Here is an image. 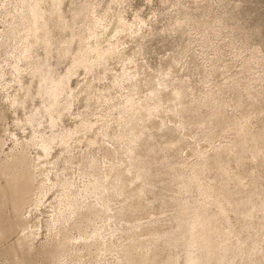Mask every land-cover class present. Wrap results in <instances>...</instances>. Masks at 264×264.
Returning <instances> with one entry per match:
<instances>
[{
	"label": "rangeland",
	"instance_id": "rangeland-1",
	"mask_svg": "<svg viewBox=\"0 0 264 264\" xmlns=\"http://www.w3.org/2000/svg\"><path fill=\"white\" fill-rule=\"evenodd\" d=\"M23 3L0 0V167L20 151L16 139L49 138L51 129L42 123L48 119L45 96L37 92L39 74H33L34 65L47 61V75L58 78L72 67L85 42L99 47L117 43L111 34L116 14L124 19L126 31L118 50L105 55L109 57L105 75V63L97 60L91 70L76 67L65 85L67 96L56 110L63 112L56 130L76 127L70 151L56 140L47 160L40 159L38 168L33 167L35 194L44 190L40 184L47 174L53 183L60 179L55 175L59 173L71 178L73 185L64 189L56 184L38 207L33 195L23 213L11 205L19 194L9 188L5 194L0 186V226L4 225L0 264H57L59 259L60 264H73V255L59 248L60 237L55 236L62 220L59 211L73 197L78 209L68 226L70 234L91 231V219L103 217L109 223L95 240L75 242L73 247L79 245L84 255L79 264H99L93 257L104 240L125 242L123 251L140 261L141 249L127 236L148 225L165 235L153 237L158 245L148 248L144 264H162L171 252L169 240L185 255L189 221L200 213L213 215L208 228L214 231V257L227 249L223 264H264V0H62L59 11L46 0L50 28L39 31L40 40L30 38L29 55L23 49L30 13L21 9ZM97 19L111 22L110 27L98 28ZM136 23L140 31L129 30ZM88 27L97 28L98 36H89ZM73 35L77 37L70 42ZM67 47L70 53L64 52ZM124 65L130 67L129 74H124ZM135 69L141 74L132 75ZM135 84L143 99L134 102L129 97L124 105L114 106L129 89H136ZM157 86L162 97L152 100L148 90ZM66 102L68 110L63 109ZM141 105L144 115L130 117ZM123 115H127L124 123ZM148 115L149 126L144 128L140 124L147 123ZM84 122L91 128L80 127ZM90 137L99 142H89ZM33 144L25 148L30 160L40 150ZM118 144L122 155L113 150ZM101 154L107 158L104 161L116 163L127 158L129 168L126 162L119 168L123 177L130 178L123 183L125 193L120 194L115 170L105 173L102 170L110 166L86 160ZM55 160L57 166L52 164ZM82 165L87 174L79 171ZM10 170L15 172L11 166ZM0 185L6 186L1 173ZM138 187L147 195L138 196ZM26 188L33 189L23 183L21 189ZM106 204L111 205L108 211ZM124 204L125 210H120ZM138 204L140 209L145 205L143 211L128 209ZM16 214L37 228L31 250L26 249L29 238L24 248L18 244L24 234L15 233L11 218ZM144 214L146 219L141 220ZM108 259L117 264L115 256ZM180 264H186L185 259Z\"/></svg>",
	"mask_w": 264,
	"mask_h": 264
},
{
	"label": "bare ground",
	"instance_id": "bare-ground-1",
	"mask_svg": "<svg viewBox=\"0 0 264 264\" xmlns=\"http://www.w3.org/2000/svg\"><path fill=\"white\" fill-rule=\"evenodd\" d=\"M23 1H24V3L21 5V9L22 10L24 9L25 11H28L30 13V20H29V24L27 26V35H25L26 47L23 49V52L29 55V50L32 47L31 43H30L31 42L30 38L34 37L35 39L40 40L39 31H43L45 33L50 28L49 23H48V19H47V13L49 10L45 7L46 6L45 5L46 0H28V1L23 0ZM52 1L54 4L53 3H51V4H53L54 10L59 11L62 0H52ZM26 4H27V6H25ZM51 10H52V8H51ZM116 19H117V21L115 22V25L111 27V34H112V37L116 38L117 43L108 41V44L105 47L104 46L99 47L100 45L98 46L96 43L93 44V43H90L88 41L85 42L86 44H84L85 40L82 38H78V41L80 43L82 42V44H84L85 46H83V48H81V47L79 48V52L77 54H75V56H74V62H73L72 67L68 68L67 72L62 74V76L55 78V76L52 77L50 75H47V74H49V70L47 67V65H49V63L47 61L46 62L48 64L44 61H42V62L38 61V63L35 62L36 63L35 65L33 64L34 65L33 74L34 73L39 74V76L37 75V77H36V78L39 77L38 78L39 80L37 79L38 82L36 83L37 88H38L37 92L40 93L41 95L45 96V110L47 111V114H48V119H46L42 123H46L47 124L46 128L51 129V132H50L49 138L46 140L45 139L43 140L42 135L33 136L29 140L25 139V140H22L21 142H19V139H16L15 143L19 144L20 151H18L16 153L13 152L11 154L10 160L7 161V164L5 166L0 167V171H1L0 173L2 174V176L4 177L5 182H6V186L0 185L3 192L5 194L8 193L7 188H9L11 191L13 190V192L19 194V197L12 199L11 205H12L13 209H17V210L22 212V210L26 207V205L31 202L33 197H34V199L32 200V202H34L33 203L34 207L35 206L38 207L41 205V203L45 199L47 193L56 184L61 185L64 189L65 188L69 189L73 185V183H72L73 181L71 180V178H70V180L63 178L59 173H55V175H56V177L60 178L61 180L59 179L56 181V183H53L51 181L50 175L47 174L46 178H44L45 180L43 179L42 180L43 182L40 184L43 186L44 190L39 191V192L37 191L38 193L36 192L37 194H35L34 191L38 189V186L34 185V181L36 180L35 175H37V173H36V171H34L33 167L38 168L39 160L40 159H46L50 156L51 151H52L53 146H54L53 142L56 140L64 142L65 149L67 151H70L69 147H71V145L69 143V139L71 140V138L74 136V134L77 133L76 127L74 129H71V128L67 129V131L61 130L62 132L58 133L56 128L60 126V122L62 120L63 112L62 111L57 112L56 111L57 107L60 106V103H62L63 100L65 99V97L67 96V93H65V85H66L67 81L69 80L70 75L74 74L73 72H75L74 70L76 67L82 65L84 68L91 70L93 68L92 63L96 62L98 60L100 65L103 62L105 63V65H104L105 67H103L102 74L103 75L106 74V71L108 70V67L106 65H107L109 57L107 58L105 55H107V54L112 55L113 53H115L118 50L119 45L123 39L122 35L126 31L125 30L126 24L123 21L124 19L122 17H120L119 14L118 15L116 14ZM98 21L100 22V23L97 22V24L99 23L98 25H100V26H98V28L104 27L106 29V28H109L111 25L110 24L111 22L104 23V21H103V23H102V19H100ZM88 28H89V32H90L89 36H91V35L98 36L97 32L99 30L97 28H95V29H93L92 27H88ZM128 28H130V27H128ZM133 28H135V30L137 32L140 31V28L137 25V23L134 25L132 24V26L129 30H131ZM77 35H73L71 37L70 42H72L77 37ZM41 40L46 42V44H48V43L51 44V42H50L51 40H49L48 37L45 38L44 36H42ZM35 43H37V42H35ZM31 50H32V48H31ZM64 52L70 53L71 50L69 47H67L66 51H64ZM90 54H94V55L89 57ZM124 68H125L124 74H129L128 69L130 67L124 65L123 69ZM133 73L134 74H132V75H134V76L136 74H138V75L141 74L139 69H135ZM135 86H136L135 90L130 91L131 89H129L128 92L123 96V100L122 101L119 100L117 103H113V105L114 106H116L117 104L124 105L125 100H126V102H128V100L130 101L129 97H131L134 100V102L136 101V98H137V101L142 100L144 97L143 91L136 84H135ZM148 91H149L148 97L151 98L152 100L162 97V88L160 86L154 87L152 90H148ZM154 91H156V93H154ZM105 97H106V94H104V98ZM47 98H49L50 100H48ZM100 98L101 97L98 96V99H100ZM10 100H11V98H10ZM14 102H15V100L10 101L11 104H13ZM68 108H69V104H67V102H66L64 104L63 109L68 110ZM156 108H157V105L154 106V110ZM131 112H132V114L129 115L130 117H140V116L144 115L142 105L136 107ZM149 115H150V111H149ZM149 115H148L147 123L145 125L140 124V126H144V128L149 126V121H150ZM119 116H121V113H119ZM126 116L127 115H123L121 118V120H123V123H124V120L126 119ZM31 119H32V116L28 117L27 121H31ZM88 125H91V123L90 122L89 123L84 122L82 124V126H80V127H83L84 129L91 128ZM139 132H140V130L138 131V133ZM101 134L103 135V137L108 136L107 131H101ZM121 137H123V136L121 135ZM115 138L117 140L119 138V136L115 135ZM86 139L93 144H96L99 142V139L96 137L95 138L90 137V138H86ZM135 139H137V135H136ZM134 140L131 141L130 143H132V142L135 143L136 140L135 141ZM30 142L36 143L33 145L40 147V150L37 151V157L32 159V160L29 159L28 154L25 152V148ZM134 143H132L130 145L132 146ZM0 144H3V141L1 139H0ZM129 146H128L127 150L131 149V147L129 148ZM132 149H131V151H132ZM113 150L117 151V152L119 151V153L121 155L124 152L123 149L121 148L120 144H118L117 147H113ZM88 159L92 160L90 163L99 162L101 164H107L108 166H110L108 169L102 170L105 173L109 172L110 170H115L117 172V175H118V178L116 180H117V182H121V193L120 194H122L123 192L125 193V190L123 191V183L128 182L130 180V178H128V177L126 178L125 176L123 177V175H121L119 168L125 162L129 168V162H128L126 157L123 159L124 161L118 160L117 163L111 162V160L104 161V159H107L104 154L86 157V160H88ZM105 162H109V163H105ZM17 163L23 164V167L22 168L20 167V169H18ZM52 164L54 166H57L58 161L55 160L52 162ZM83 165L80 166L79 171H81V173L84 175L87 173H84L85 167ZM10 166L14 169V171L16 173L10 170ZM54 168L55 167H53V169ZM192 174H194V173H192ZM133 178L136 180L137 177L134 176ZM29 181H32V182H29ZM23 183H28L30 185V187L33 189L26 188V189L22 190L21 186L23 185ZM92 183L93 182L90 181V187L89 188L87 187L88 191H91V184ZM88 184H89V182H88ZM200 189H201V186H200ZM204 189H205V187H204ZM207 189H206V192H207ZM136 194L138 196L147 195L146 191L144 189H140L139 187L136 190ZM26 195H28V197ZM77 201H78L77 197L66 199L62 209L59 211V213L61 214L60 219H62L63 221L60 220V226L59 227L57 226L58 231L55 235V236L59 235V237H60L59 238V241H60L59 248H62V250L66 251V252L69 250L70 251L69 255L70 256L73 255L72 256V258L74 257V259H72L73 264H79L81 262V260H83L82 258L84 256V255H82V250H81L79 245H77L76 247H73V245H75V242L93 241L96 239L99 232L107 229V226L109 225V223L106 224V221H104L103 217H99V221L97 219H95V220L91 219V222L93 225L91 231L78 232L77 235L70 234L69 230H68V226L70 224L71 219L72 220L74 219V217L72 216V215L75 216L74 211H77V209H78V207L76 208L74 206V203H77ZM33 204H31V205H33ZM60 204H62L61 200L59 201V205ZM138 205L137 206L136 205L130 206V208H128V209L132 212H136L137 208H139V210L143 211V208L145 205L142 206L141 209H140V205L139 206ZM106 206H107L106 209L108 211L110 209L111 205L109 206L108 204H106ZM125 207H126L125 204L122 205L120 207V210H125ZM147 212L148 211L146 210L145 213H147ZM146 216H147V214H144V216L141 218V220L146 219ZM212 217H213L212 214L200 213V214H197L193 219H191L189 221V228H188L189 236H187V239H186V245L187 246L185 247V253H184L185 255H182L181 254L182 250H179L177 245L173 241L169 240L167 245L171 249V252H170V254H168L169 256L162 262V264H178V263L180 264L181 260H184V259L186 261V264H223V262H225V260L227 259L226 253L228 250L222 249L223 252L216 255V257L213 256L215 252L213 251L211 236H212V232H214V231L212 228H208V226H210V222L212 220ZM14 218H15V221H14ZM106 218H110V217L107 216ZM11 219H13L12 222H13V225L15 226V233H18L17 230H19L21 233L24 234V238H22L21 240H18V244L24 248L25 247L24 242H28V240L25 241V238H29L30 242L28 244H26V249L31 250L33 245H34V240H35L34 238H35V235L37 234V228L29 227L27 225L26 221H24L21 217H19V214H16V216L15 215L12 216ZM4 220L5 219L3 218L2 222ZM63 225H64V228H63ZM151 226H153V225H148V227H144V228H146L145 230H144V228H136L135 230H137V231L133 230L134 232L128 234V236H127V239L131 240V242L134 244V246L136 248L141 249L140 261L139 260L136 261L134 258L132 259L131 255H129L128 253H125L123 251V245L125 244V242L120 241V240L115 241V242L104 240L101 248L94 253L93 260L95 259V262H98L99 264H110L108 257H109V255H113L118 259L117 264H124L122 261H124L127 264H144V263H146V261L148 260V248L153 246V248L155 249L158 245L157 243L154 242L153 237L156 240H158V238L160 236L164 237V235H165L164 231L161 232V230L154 228V227H151ZM2 228L4 229V225L0 226V237L4 236V231ZM76 229L79 230V227H77ZM108 234L110 236L113 235L111 231H108ZM146 236H150V238H145ZM69 244H71L70 249H67ZM133 261H135V262H133ZM60 263L61 262L59 259V262L57 264H60Z\"/></svg>",
	"mask_w": 264,
	"mask_h": 264
}]
</instances>
